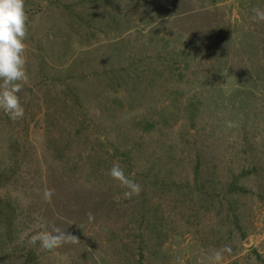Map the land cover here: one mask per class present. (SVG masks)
I'll use <instances>...</instances> for the list:
<instances>
[{
	"label": "rangeland",
	"instance_id": "374dc122",
	"mask_svg": "<svg viewBox=\"0 0 264 264\" xmlns=\"http://www.w3.org/2000/svg\"><path fill=\"white\" fill-rule=\"evenodd\" d=\"M257 7L25 0V115L0 110V264H64L30 243L53 225L80 241L56 250L67 264H198L224 246L225 264H264Z\"/></svg>",
	"mask_w": 264,
	"mask_h": 264
},
{
	"label": "clouds",
	"instance_id": "9594fccd",
	"mask_svg": "<svg viewBox=\"0 0 264 264\" xmlns=\"http://www.w3.org/2000/svg\"><path fill=\"white\" fill-rule=\"evenodd\" d=\"M251 20L264 22V9L253 8ZM28 14L25 8V0H0V110L13 121L23 119L25 109L21 103L20 93L24 85L28 83L27 72V44L25 43L28 29ZM120 186L127 189L124 192L126 199L139 196L142 187L135 180L130 179L119 164H114L107 173ZM55 194L54 189L45 188L43 199L50 201ZM88 222L95 220V216L87 213ZM39 242L42 249L54 252L60 261L67 264V257L61 256L57 249L64 245H78V237L53 225L50 230L39 231L31 237L30 243ZM231 253L229 246L203 253L198 264H225V254ZM177 264H184L183 259L177 258Z\"/></svg>",
	"mask_w": 264,
	"mask_h": 264
}]
</instances>
